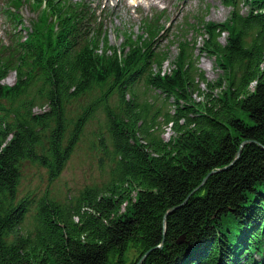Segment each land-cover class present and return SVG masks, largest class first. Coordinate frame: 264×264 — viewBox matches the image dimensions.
<instances>
[{"label": "trees", "instance_id": "obj_1", "mask_svg": "<svg viewBox=\"0 0 264 264\" xmlns=\"http://www.w3.org/2000/svg\"><path fill=\"white\" fill-rule=\"evenodd\" d=\"M32 1L26 36L0 39V264H136L143 255L140 264H264V0H222L232 8L223 22L197 16L201 44L181 34L169 71L156 45L162 13L145 16L140 34L124 31L118 45L95 26L77 47L86 4ZM196 49L215 57L216 80L196 67ZM139 79L162 94L158 105L137 99ZM87 95L70 117L66 104ZM98 111L107 179L63 202L17 198L22 161L59 175Z\"/></svg>", "mask_w": 264, "mask_h": 264}, {"label": "rangeland", "instance_id": "obj_2", "mask_svg": "<svg viewBox=\"0 0 264 264\" xmlns=\"http://www.w3.org/2000/svg\"><path fill=\"white\" fill-rule=\"evenodd\" d=\"M4 0H0L1 3ZM91 9H95L101 26L107 31L110 43L120 44L123 41L124 31L133 34H140L142 17L152 15L163 10V17L160 22L164 23L165 29L161 32L159 39H156L158 48L165 49L167 59L163 62L162 70L169 71L172 68L173 60L177 53V39L182 38L181 34H186L188 39L197 36V46L201 44V36L193 30L192 24L198 25L196 17L204 16V21L223 22L229 16L232 8L224 5L222 0H83ZM34 5L33 3L31 6ZM243 13L247 12V6L241 4ZM33 7L29 4L24 5L21 9L23 22L27 25L31 18L35 17L37 11H33ZM11 24L8 14L0 8V37L8 39L5 30H9ZM198 32V31H197ZM226 32H223L219 39L225 42ZM198 54L196 67L203 71L205 77L214 81L218 78L221 71L216 66L215 57L195 50ZM264 68V62L261 65ZM15 80L14 72L7 74L3 82L12 84ZM201 89H206L204 83L199 84ZM253 88V83H250ZM132 89L136 92L135 96L139 101L148 100L156 105L161 101L162 94L158 90L144 85L141 81L132 85ZM99 91H91L89 94L94 96ZM130 96V94H127ZM195 100H201L202 95L192 94ZM89 96H81L78 99L71 100L66 104L69 116L74 117L82 110V104L86 102ZM118 95L113 94L110 102H117ZM172 98L163 102L162 110H170ZM35 111L41 108H34ZM104 114L101 111L95 112V117L90 118L86 123L84 131L75 145L72 153L66 161L59 175L51 178L47 168L39 166L31 161H22L20 165L21 177L17 187V198L31 195L33 198L46 196L58 201H66L71 196L78 195L85 186L101 184L107 179V169L109 163H104L101 168L99 165L100 157H104V149L99 147L100 140L108 142V134L106 131V122H104ZM172 134L170 124H163L161 137L168 140ZM100 139V140H99ZM102 142V143H103ZM33 210L31 208L30 216L25 218L24 225L31 227Z\"/></svg>", "mask_w": 264, "mask_h": 264}, {"label": "bare ground", "instance_id": "obj_3", "mask_svg": "<svg viewBox=\"0 0 264 264\" xmlns=\"http://www.w3.org/2000/svg\"><path fill=\"white\" fill-rule=\"evenodd\" d=\"M72 1H76V0H72ZM82 3H86L85 1H83V0H80ZM172 68H174V66H172ZM141 80L139 79V82H140ZM142 83H143V81H141ZM152 88V87H151ZM155 89V88H154ZM157 90V89H156ZM159 91V90H158ZM113 94H116V92H114ZM127 100L126 101H129L128 100V98H130L129 96H127L126 95V97H125ZM118 104H117V102H115V103H110V107H112V108H118ZM85 128V127H84ZM83 131H84V129H83ZM83 131H82V133H83ZM106 131H107V129H106ZM108 134V133H107ZM69 136V134H66L65 133V135H64V138H67ZM100 140V139H99ZM102 141L100 140V143L98 144L99 145V147H101L102 145H103V143H101ZM74 149V148H73ZM73 149H72V151H73ZM72 151H71V153H72ZM68 160V159H67ZM66 163V162H65ZM65 165V164H64ZM18 185H19V183H18Z\"/></svg>", "mask_w": 264, "mask_h": 264}, {"label": "water", "instance_id": "obj_4", "mask_svg": "<svg viewBox=\"0 0 264 264\" xmlns=\"http://www.w3.org/2000/svg\"><path fill=\"white\" fill-rule=\"evenodd\" d=\"M244 143H245V141H244L242 144H244ZM238 151H240V149H239ZM209 174H210V173H208V174L203 178V180H202V182L199 184V186H201V185L203 184V182L206 180V178H207V176H208ZM199 186H197L194 190H196ZM144 256H145V255H143V256L140 258V260H139L136 264H140L141 261H142V259L144 258Z\"/></svg>", "mask_w": 264, "mask_h": 264}]
</instances>
